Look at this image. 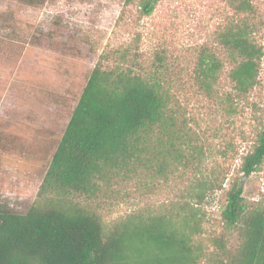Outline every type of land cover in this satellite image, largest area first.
<instances>
[{"label":"rangeland","instance_id":"1","mask_svg":"<svg viewBox=\"0 0 264 264\" xmlns=\"http://www.w3.org/2000/svg\"><path fill=\"white\" fill-rule=\"evenodd\" d=\"M251 1L256 13L250 21L257 25L253 37L264 51V0ZM125 3L0 0V199L21 212L33 203L52 152L102 54L114 65L121 61L120 52L130 51V59L143 67L138 68L151 72L160 52L166 56L158 73L171 96V128L181 130L184 142L179 145L188 157L194 149L202 152L195 163L183 160L162 174L141 171L115 185L118 192L112 197L103 194L83 202L100 211L107 224L137 212H168L181 201L194 204L191 188L202 174L216 170L215 175L226 176L223 189L208 191L196 205L204 217L192 243L198 264H226L241 239L234 225L227 226L222 212L226 190L252 146L264 109V55L259 84L247 100H235L228 76L231 64L217 40L226 20L239 17L230 0H158L145 16L136 5ZM203 46L224 63L212 93L192 77ZM228 93L230 101L224 98ZM263 192L264 163L244 179L243 196L254 202ZM216 237L224 238L227 251L215 245Z\"/></svg>","mask_w":264,"mask_h":264},{"label":"trees","instance_id":"2","mask_svg":"<svg viewBox=\"0 0 264 264\" xmlns=\"http://www.w3.org/2000/svg\"><path fill=\"white\" fill-rule=\"evenodd\" d=\"M157 3L126 0L125 4L136 5L145 16ZM230 3L239 17L226 20L217 40L231 64L228 76L235 100L242 101L259 84L264 51L253 37L257 28L250 21L256 13L253 2ZM130 55V51L120 52L121 61L114 65L103 54L97 60L33 203L21 212L0 199V264H198L199 254L192 242L201 232L204 215L196 205L205 200L208 191L223 189L226 176L220 178L216 170L202 174L191 188L194 204L176 202L168 212H137L107 224L100 211L83 202L103 194L112 197L118 192L115 185L141 171L162 174L183 160L195 163L202 152L194 149L188 157L179 145L184 142L181 130L171 128V96L158 73L166 56L157 52L154 69L148 72L139 69L143 67ZM223 67L216 53L203 46L196 59L194 82L212 93ZM231 95L224 96L226 101ZM258 122L252 146L226 190L223 220L238 229L241 239L227 255L226 264H264V192L254 202L243 196L244 179L264 163V109ZM213 242L227 251L224 238L216 237Z\"/></svg>","mask_w":264,"mask_h":264}]
</instances>
